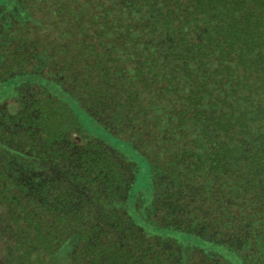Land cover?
<instances>
[{"label":"trees","instance_id":"trees-1","mask_svg":"<svg viewBox=\"0 0 264 264\" xmlns=\"http://www.w3.org/2000/svg\"><path fill=\"white\" fill-rule=\"evenodd\" d=\"M32 1L36 9L23 7L15 21L4 17L0 24V75H15L0 78V105L22 92L40 64L55 74L33 84L35 95L17 102L16 114L0 107V154L7 157L0 163V202L18 238V264H180V255L166 249L168 237L144 225L217 248L214 259L200 249L205 259L190 264H264V0H54L49 11L40 10L48 0ZM43 17L50 19L45 26ZM29 29L35 30L30 46L18 40ZM40 30L51 69L26 56L41 42ZM48 86L68 93L69 102L53 99ZM75 109L108 140L85 130ZM73 133L93 140L84 149L74 145L80 166L59 165L61 138ZM100 144L136 162L128 195L132 204L144 193L156 206V227L132 218L135 205L127 227L113 214L83 226L87 213L72 204L74 189L40 188L32 196L30 158L43 172H67L75 179L70 186L78 182L91 202L104 205L117 187L118 165ZM141 171L147 190L134 186ZM71 237L73 250L63 258Z\"/></svg>","mask_w":264,"mask_h":264},{"label":"rangeland","instance_id":"rangeland-1","mask_svg":"<svg viewBox=\"0 0 264 264\" xmlns=\"http://www.w3.org/2000/svg\"><path fill=\"white\" fill-rule=\"evenodd\" d=\"M7 1L8 3H10L8 4L9 6H6L3 3H0V24L2 23V20L4 17L5 18L8 17L9 19L11 18L12 20L15 21L17 19L16 15L18 11L19 10L21 11L23 7H25L28 11L36 9L35 8L36 5L33 3L32 0H0V2H7ZM55 3L56 2L54 0H48L47 5L44 4L40 8V10L49 11V9H45V8L48 5H53ZM56 6L58 5L56 4ZM53 9H54V6L52 7V10ZM45 13L46 12H42L40 13V15L38 14V16H40L38 18L39 22H41L40 18H42L41 16L45 15ZM49 18L52 19L51 16ZM43 19L44 20H42V24L45 26L46 23H48L50 19L45 20L46 19L45 17H43ZM66 19H67L66 15H65V18H60V17L58 18V20H61L59 21V23L61 24H64L65 22L64 20ZM31 21L33 22V18H31ZM39 22L35 21L34 25L38 26L37 23ZM24 23L25 22H23V24ZM25 26H27L26 23H25ZM62 27L64 28V26ZM51 30L53 31L54 27ZM13 34L15 35V33ZM34 34H35V30L34 31H31V29L26 30L21 35H19L18 40H20L23 44L30 46L34 42V39H33L34 37H32V35ZM43 34H45L43 30H40V32L36 34L40 38L41 42H36L35 46L26 53V56L28 59L35 58L36 60H39V62L41 63H46V62L51 61L50 53L44 52L45 47L43 44H46L47 41H45L44 38L42 37ZM65 34L68 35L66 32ZM51 36L52 37L50 38H54L56 40L55 42L58 43L59 38L55 34ZM0 49H3V47L0 46ZM55 53L56 52H54V54ZM58 53H61V51L58 50L56 54ZM1 54H3L2 51H1ZM60 56L61 54H58L56 56V60L60 59ZM43 65L44 64L42 65L40 64V66L36 67L35 74L32 75V77H29V76L25 77V80L28 83L27 85L19 87L21 88L20 90L22 91L21 93H13L11 94V96L9 97L5 96L1 100L0 107L4 109L3 112L5 114H8V113L16 114L18 110L17 102H22L24 98L28 95H35L36 90L34 94L30 93L31 89L35 87L33 86L35 82L37 83V81L40 80L39 83L41 84V82H44L43 80L55 78L54 72L47 68L45 70L42 67ZM46 65H48L50 69L53 67L51 64L46 63ZM5 74L6 73L2 70L0 78L6 79V78H10L11 76H15L12 73H10L9 75H5ZM19 88H17L16 90H18ZM48 90H50V92L52 93L53 99L58 98L60 101H63L66 103L69 102L70 95L68 93H65V92L61 93L60 91H58V89H55L53 86H48ZM28 97L26 99H28ZM37 97H40V96L38 95ZM70 105L73 106V101L70 103ZM34 107L39 108L40 103L39 102L35 103ZM75 111L85 130L90 131L93 134L96 133L100 135L101 137H103L105 140H108L109 135L106 132L102 131L101 128L90 117L86 116L84 113H81L77 109H75ZM92 140L93 139L90 136H88L87 133L86 134L73 133V134H69L68 138L66 137L61 138V141H62L61 144H63L62 151L60 150V153L57 155L56 162H58L59 165L60 164H64V165L71 164L73 162L76 166H80L79 163L83 162L82 156H81L82 153L80 154L81 149L80 148L74 149L76 147L74 145L75 144L82 145L83 146L82 149H84V145L90 144L89 142H91ZM111 143H113L114 146H117L118 149H121V151H125L126 149H128V146L120 141H115ZM100 145L104 148L105 153L107 152L108 154H110L108 155V158L110 157V161L114 160L116 165H118V169L114 173L116 174L114 176L115 177L114 180H117V187L113 188V191H112L113 195L106 197L105 203H107V205L105 203L103 205V203L100 204V203L91 202V197H90L91 194L87 190H85L82 186H80L78 182L77 183L74 182L72 186H70L71 182L75 181V179L74 177L68 176L67 172H66V175H62L60 172H55L54 170H56V167H54V169L52 170L50 169V167L48 168L45 167L46 171L43 172V167L41 168V167L34 166L35 164H39L40 166L41 162L39 161L37 162L35 161V159L30 158V162L31 163L34 162L28 174L29 176H33L32 178H34L32 180L33 183L30 185V191H31L30 193L32 194V196L34 197V194H36L38 191L40 192V188L43 189V193L45 194H46V191H49L48 194L52 192L53 187H55L56 190H59V191L61 189H64V192H67L66 190H69V189L71 191L74 189L75 191H72L70 194V197L74 198L72 204L76 206L77 209H79L83 215L87 213V215L84 216V219L82 220L83 226L88 224V222L97 218V216H101V215L104 216V214H113L116 220L119 218L123 219L125 222V226H126L128 221L130 220V216L128 215L127 210L132 211L130 207L131 206L133 207L134 205H135V209L134 211L130 212V215L137 223L144 221L145 223H147L148 226L157 225L156 224V219H157L156 206L154 204L153 206L149 205V203L151 202H148V198L147 196H146L147 199L145 198V194L143 192H142L143 194L135 198L134 202L131 204L132 199L128 195L130 192V187H129L130 182L129 181L131 180L129 178V176L131 175L130 166L134 167L136 171L137 169L136 162H134L133 165H131V163L126 162V160L124 159L125 156L122 152L106 144H100ZM55 146H59V145L56 144ZM72 147H73V150L71 149ZM11 154L13 155L11 157H17L14 153H11ZM3 157L4 155L0 154V163L3 162V159L7 158V157L6 158H3ZM36 169L38 171H36ZM91 170L96 171L94 169H91ZM97 175L98 177L101 176L100 172H98ZM35 179L38 180V182H35L36 181ZM102 179L105 180L106 178L102 177ZM101 183L102 181L93 184L92 188L95 192L99 189L98 184H101ZM134 184H135L134 186L136 189H146L147 190V179H146L145 172L141 171V173L138 176V179L135 181ZM103 192L104 191H101V193ZM99 196H103V195H99ZM89 206L93 210L90 213L86 211V209ZM6 210L7 209L4 208L3 203L0 202V264H18L17 257H18L19 251L16 249L18 238L15 236L16 232L13 230L14 228H13L12 222L8 220L7 215L5 214ZM136 214L137 215L139 214V215L137 216ZM184 218L185 217H182V219ZM144 227L148 228L146 229L148 230V232L152 231L155 235L168 237L165 240V243L167 246L166 249L172 248L171 251H169V254L171 255H174V256H177L178 254L180 255V264H190L191 261L201 262L202 258H203L202 260H204L205 259L204 257H201V259L198 257L199 255L198 253L200 249H205L206 254H208L207 256L212 257V259H214V255L217 252L216 251L217 248H214L213 246H211L210 243H208L207 241L201 240L199 237H194L193 235L191 236L188 233L181 232V231L170 232L168 229H165V228H163V231H160L161 228L154 229V227H152V229H150L151 227H147L146 225H144ZM74 238L75 237H71L70 238L71 242H69L68 244H65V246L63 247V250L61 253V255H63V258H65L70 252H72ZM209 250H213L214 252L212 253L213 256L210 255L211 253H208ZM219 251H220V254H224V250H219ZM227 254L228 253H226V256L229 255L230 260L234 259V256L230 255L231 253H229L228 255ZM207 263H210V262L207 261ZM233 264H236V261H234ZM238 264H241V262H238Z\"/></svg>","mask_w":264,"mask_h":264}]
</instances>
